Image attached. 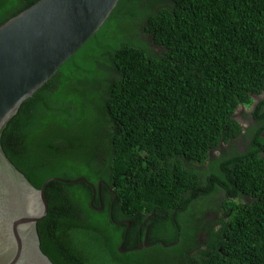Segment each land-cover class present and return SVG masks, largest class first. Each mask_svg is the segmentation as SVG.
Returning a JSON list of instances; mask_svg holds the SVG:
<instances>
[{"label": "trees", "instance_id": "1", "mask_svg": "<svg viewBox=\"0 0 264 264\" xmlns=\"http://www.w3.org/2000/svg\"><path fill=\"white\" fill-rule=\"evenodd\" d=\"M38 1L0 0V27ZM263 94L264 0H120L3 132L37 189L92 185L49 183L42 251L54 264H264ZM147 229L152 247L137 250Z\"/></svg>", "mask_w": 264, "mask_h": 264}, {"label": "water", "instance_id": "2", "mask_svg": "<svg viewBox=\"0 0 264 264\" xmlns=\"http://www.w3.org/2000/svg\"><path fill=\"white\" fill-rule=\"evenodd\" d=\"M119 1L40 0L0 27V264H54L42 251L38 233V223L49 213L47 186L88 183L51 178L37 189L7 157L3 132L21 106L97 34ZM148 231L137 250L150 247Z\"/></svg>", "mask_w": 264, "mask_h": 264}, {"label": "flooded vegetation", "instance_id": "3", "mask_svg": "<svg viewBox=\"0 0 264 264\" xmlns=\"http://www.w3.org/2000/svg\"><path fill=\"white\" fill-rule=\"evenodd\" d=\"M259 98H261L262 100H264V94L262 95V96H260ZM254 108H255V106H251L249 109H246V108H244V110L243 109H240V110H238V115H237V119L241 122V124L242 125H244V129L245 130H247L248 128H249V126L252 124V121H253V116H252V114H251V112H253V110H254ZM245 112L246 113V115L248 116V118H246V124H244L245 122L243 121V116H244V114L242 113V112ZM242 120V121H241ZM244 122V123H243ZM203 234H201L200 236H199V244L201 243V244H203L205 241H204V238H203ZM141 244L143 243V241L142 242H140ZM140 244V245H141ZM139 245V246H140ZM147 245H149L150 247H144L143 249H149V248H151L152 247V244H148L147 243ZM142 249V250H143Z\"/></svg>", "mask_w": 264, "mask_h": 264}, {"label": "rangeland", "instance_id": "4", "mask_svg": "<svg viewBox=\"0 0 264 264\" xmlns=\"http://www.w3.org/2000/svg\"><path fill=\"white\" fill-rule=\"evenodd\" d=\"M241 121H242V120H241ZM243 121H244V122L246 121V117H244V116H243ZM244 122H243V123H244ZM244 124H246V122H245ZM243 127H244V125H243ZM211 214H212L211 217H214V218H215V217H216V218L219 217V213H214V212H213V213H211Z\"/></svg>", "mask_w": 264, "mask_h": 264}]
</instances>
